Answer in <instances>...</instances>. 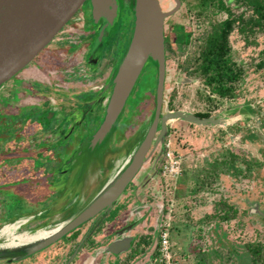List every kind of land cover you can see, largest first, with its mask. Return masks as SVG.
<instances>
[{
	"label": "rangeland",
	"instance_id": "rangeland-1",
	"mask_svg": "<svg viewBox=\"0 0 264 264\" xmlns=\"http://www.w3.org/2000/svg\"><path fill=\"white\" fill-rule=\"evenodd\" d=\"M122 1L116 0L118 6L116 17L107 34L102 37L100 46H97L93 52L94 57L100 60L99 68H96L95 63H86L92 69L88 75H82L87 71H83L85 67L81 63L74 68L70 67V64L76 62V58L67 62L72 54L67 55V58L64 54L62 58L58 56V60L50 61L52 63L50 67H43L44 75L41 77L43 83L52 84L55 81L54 76H58L53 72H46V69L54 70L63 65V68L72 71L63 73L62 76V79L70 81L71 89L64 92L65 90L51 89L48 86L35 87L40 89L39 92L27 83V79L31 80L32 77L24 70L0 84V160L4 159L0 172L4 174L3 177L7 176V172L9 174L12 170L14 172L10 182H6L7 178L0 176V192L2 193L0 225L4 221H11L16 215L24 214L33 218L30 223L32 226L38 224L53 227L59 222L64 223L71 219L116 175L118 164L112 161L111 156L115 153H118V156L129 154L142 139L153 110L155 71L153 72L149 67L143 66L127 96L118 120L115 121L114 130L111 134L108 133L112 136L111 141L104 138L94 145L89 144L91 118L94 121L92 125L95 126L103 114L102 111L96 114L95 107L88 110L82 109L85 101L92 98L95 92L85 85H80L81 82H89L95 68L98 72L93 80V86H104L127 46L132 27V15L128 7L120 9ZM158 1L163 10L173 6L172 0ZM194 2L195 0L180 1L178 9L163 21L168 37L164 42L166 69L163 85L164 104L167 105L168 110L181 109L189 112L209 110L211 114H217L221 118V123L204 126L181 120L169 121L164 141L168 138L171 148L181 157L180 175L172 181L160 177L158 170L155 175L157 177L152 179L150 174L151 177H148L150 180H141L144 170L149 171L151 167L150 161L152 160V163L158 161L154 155L158 153L159 148L155 147L150 157L142 164L144 169L141 168L136 173L105 214H100L99 219L100 215L96 216L95 220L98 219V221L94 224L92 234L96 239H100V242L94 244L91 251H85L83 248L77 252L71 264H102L104 262L105 264L120 262L123 264L126 260L132 259V253L129 251L117 254L107 251L106 238L101 237L103 234H106L107 238L113 235L115 237L116 228L128 219L137 217L139 218L134 221L135 229L136 232L141 233L151 230L158 223H160L159 226L168 223L167 232L173 264H253L250 257L254 255L249 253L246 245L255 243L264 245V216L253 213L252 204L257 202L258 208L264 209V185H261L264 181V113L261 114L264 111V79L261 78L260 72H254L252 65L248 64L251 58L256 56L261 45L243 46L242 40L236 38V35L230 38L234 58L246 63L245 77L233 99L216 101L217 105L212 107L213 103L209 104L201 92H196L197 88L201 89L197 78L184 80L188 78L184 77L180 80L183 73L179 71L177 63L181 61L186 46L178 40L171 39L178 25L189 26L192 33L198 28L196 24L202 20L196 18L193 8H190V4ZM83 8L84 6H80L62 28L95 25L88 11L83 12ZM222 17V13L213 16L218 19ZM67 29L69 28L59 31L57 36H63ZM92 37L93 34L80 35L76 37L75 44L71 47L83 50L91 44ZM258 41L262 43L264 40L259 37ZM57 42L58 40L49 42L36 59L29 61L23 68L28 67L27 70H29L32 65H35L34 63H38L39 59L47 54L51 58L52 54L60 52L62 48ZM66 84L67 82L62 83V85ZM51 87L53 88V85ZM109 93V87H107L97 94H101V97L106 99ZM44 96L45 104L41 105L40 110L30 105L24 106L31 102L38 103ZM244 103H248L247 107L251 110V114L245 115L235 109L243 107ZM51 104L56 106V111L45 123L41 120V115ZM71 107L81 111L79 118L82 119V125L78 128L74 127L68 137H63L60 135L62 130L69 129L76 123L77 114L73 116L74 109ZM64 113H67L65 120L63 116L60 118V115ZM83 115H85L84 118ZM56 125L60 127L56 128L59 131L56 134L59 142L57 137L53 139L60 146L53 149L49 147L46 150L44 148L51 144L50 128L54 130ZM39 146L42 149H36ZM229 150L236 153L231 167L232 172L219 173L218 177L222 188L230 194L229 201L236 207V215L225 221L203 219V215L207 214L216 196L210 190L198 187L197 176L201 173V169L211 167L210 161L214 157L223 156ZM16 154L19 155L12 156ZM243 154L246 156V161L255 157L261 160L262 164L260 168L247 174L249 177H244L242 180L241 176L237 177L235 174L243 170V163L240 162L243 160ZM66 166L69 168L74 166L72 177L66 176L64 169ZM59 167H62L61 171ZM22 170H25L26 175L22 174ZM51 170L58 171L53 172L52 179L39 177L43 172H51ZM33 172L35 174L32 176ZM231 177L237 178L246 188L240 187L239 190L233 188L228 179ZM250 179L256 180L250 182ZM83 188L86 190L81 193L80 190L82 191ZM75 192L81 193L79 197L75 198ZM132 197L136 198L137 203H142L144 208L148 205V210H143L142 217L139 216L138 211L127 214L128 202ZM246 200L250 202L247 204ZM133 206H135L134 202L131 203V207ZM161 208L163 212L157 222L156 209ZM29 231L32 230L29 229ZM38 231L47 233L44 229L35 232ZM16 233L21 232L17 230ZM109 233L111 235H108ZM41 236L43 235L38 237ZM63 236L58 239L56 245L65 242L66 237ZM1 238L0 236V247H3L5 244ZM263 245L261 246L262 255H264ZM134 248H136L135 244L129 249ZM59 249L56 251L57 254L61 251ZM30 253L27 252L23 257ZM121 255L123 257H120ZM155 256V258L158 257V249ZM23 257L20 258L21 261H7L0 257V264H20L21 262L26 264L27 260L23 261ZM48 260L46 264L56 262L49 258ZM254 264L264 263L258 260Z\"/></svg>",
	"mask_w": 264,
	"mask_h": 264
},
{
	"label": "water",
	"instance_id": "water-1",
	"mask_svg": "<svg viewBox=\"0 0 264 264\" xmlns=\"http://www.w3.org/2000/svg\"><path fill=\"white\" fill-rule=\"evenodd\" d=\"M172 1L173 6L165 10L161 8L158 0H123L120 6V9L123 7L130 9L132 15L131 33L120 61L115 65L105 83L104 89L109 87L110 93L106 99L101 96L98 99L103 107V115L89 137V144L94 145L104 138L111 140L110 134L115 128V121L118 120L125 100L141 69L149 61L155 66L153 110L145 133L137 147L127 154L128 158L116 169L114 178L106 183L73 218L53 232L34 238L26 244L3 245L0 247L1 258H5L7 261L17 260L27 252L39 250L56 241L96 214H105L125 186L142 168V164L149 157L156 144L159 143V147H162L169 121L181 120L204 126L221 123V118L217 114L199 117L192 112L181 109L168 110L167 105L164 104L163 85L166 69L163 21L164 18L174 13L180 5V0ZM85 2L90 7L89 17L94 24L98 25L88 52V57L91 58L116 17L118 9L116 0H0V84L23 68L48 44ZM184 80L190 79L184 78ZM101 99H103L102 102ZM108 133L110 134L108 135ZM129 157L131 158L130 161ZM152 166L153 163H151L149 170ZM255 180L252 181L251 179L250 182ZM261 185L264 184L261 182ZM245 202L248 204L250 201L246 200ZM252 204L254 206L253 213L264 216V209H259L257 202H252ZM129 227L127 226L126 229ZM122 229L117 230L116 236L105 245L107 251L117 254L129 247L130 236L117 237Z\"/></svg>",
	"mask_w": 264,
	"mask_h": 264
},
{
	"label": "trees",
	"instance_id": "trees-1",
	"mask_svg": "<svg viewBox=\"0 0 264 264\" xmlns=\"http://www.w3.org/2000/svg\"><path fill=\"white\" fill-rule=\"evenodd\" d=\"M190 8H193L196 18L202 20L196 24L198 28L196 27L197 29L192 33L189 26L178 25L171 36V39L178 40L186 46L181 61L177 63L179 71L183 73L180 80L184 77L197 78L201 89L197 88L196 92H201L209 104L213 103L212 107L217 105L216 101L233 99L246 73V63L234 58L230 40L233 35L242 40L243 46L261 45L256 56L251 58L248 64L252 65L254 72H260L261 78L264 79V41L262 43L258 41L259 37L264 40V0H195L190 4ZM218 13H222L223 17L213 18ZM163 33L165 42L168 37L164 23ZM146 66L155 71V66L151 62L148 61ZM202 90L206 93L204 94ZM247 106L248 103H244L243 107L235 109L249 114ZM192 113L199 117L211 115L209 110ZM235 155L236 153L229 150L223 156L214 157L210 161L211 167L200 170L201 173L197 176L198 187L208 189L216 196V200L207 214L203 215V219L225 221L236 215V207L229 201L230 194L222 188L218 177L219 173L232 172ZM242 156L243 160L240 162L243 163V170L235 175L241 176L243 180L244 177H249L247 174H250L252 170L260 168L262 163L255 157L246 161V156L244 154ZM228 179L233 188H246L237 178ZM262 245L263 243L246 245L249 253L254 255L250 257L253 264L258 260L264 263V255L261 253Z\"/></svg>",
	"mask_w": 264,
	"mask_h": 264
},
{
	"label": "flooded vegetation",
	"instance_id": "flooded-vegetation-1",
	"mask_svg": "<svg viewBox=\"0 0 264 264\" xmlns=\"http://www.w3.org/2000/svg\"><path fill=\"white\" fill-rule=\"evenodd\" d=\"M81 6H84L83 12H85V11L87 12L90 9V7L88 6L87 2L83 3ZM66 27H68L71 30L67 29L66 32L64 33V35L61 36V37L57 36L59 31L65 29ZM66 27L60 29L53 36V38L49 41V42H54V40L55 41L58 40L57 44H58V46H60V48H62V50H60V52H57L54 55L52 54L51 58L49 57V54H47L45 57H42L41 59H39L38 63L37 62L34 63L35 65L34 66L32 65V68H30L29 70H27L28 67L21 68V70H24V72H26L28 75H30L32 77L31 80L27 79V83H30L33 86V89H35V90H37L39 92H40V89L35 88V87L48 86L51 89L57 88V90H61V91L65 90L64 92H66L67 90L71 89L72 86H71V83L69 84L70 81H68L66 79H62V76H63V73H68V72L70 73L72 71L67 70V68H63V65H61V67H59V68L57 67L54 70L46 69V72H49V73L53 72L55 75H58V76H54V80L55 81H53L52 84L50 82L49 83H43V79H41V77H43V75H44V73H43L44 68L43 67H45V66L50 67L52 65V63L50 61L52 59H54L55 61L58 60V56H60L62 58V55L64 54L65 58H67L68 57L67 55L72 54L71 56H69V59H67V62H69L70 59L73 60V59L76 58V62L74 64H70V67L74 68L75 66L78 65V63H81V65L83 67H85V70H83V71H87L86 73H84L82 75H88L89 71L92 69V68L89 67L90 65H88L86 63L91 64L95 60L94 63L96 64V68H99V66H100V60H99V58L94 57V54L92 55L91 58L88 57V52H89L90 47L92 45V42H93V39H94V36H95V32H96V29H97L98 25L95 24V25L90 26V27H84L83 26V27H80V28H72L71 26H66ZM89 34H93V37H92L91 44L87 48H85V49L83 48V50H82V49H76V48H72L71 47L72 44H75L76 37H78L80 35H85L86 36V35H89ZM42 49L32 59L35 60L36 57L39 55V53L42 51ZM79 50H82V51H79ZM93 58H95V59H93ZM21 70H19V71H21ZM111 70H112V67H111ZM18 72H16V73H18ZM93 72H94L93 76H92V78L90 79L89 82H81L80 81L82 83L80 85H85L91 91L95 92V94L93 95L92 98H90L87 101H85L84 107H82V109L84 108L83 110H88V109H91L92 107H95V109H96L95 113L96 114H98V112H101V111H102L101 113L103 114L102 104L98 100L99 97L101 96V94H97V93H99L101 90H104L105 84H104V86L102 85L103 87L102 86H100V87L93 86V80H94V78H96V75H97L98 71H97V69L94 68ZM64 82H67V84L66 85H62V83H64ZM51 85H53V88L51 87ZM33 92H35V91H33ZM40 95H43V94H40ZM44 99H45V96L42 99H40V102H38V103L31 102L29 104H25L24 106L30 105V106H33L35 109L40 110L41 109V105L45 104ZM102 100L103 99H101V102H102ZM161 107H163V105H161ZM47 108H48L49 111L47 109H45L44 113L41 115V120L43 122H45V123L50 120V118H49L50 115L54 114V112L56 111V106H54L53 104H51ZM71 108H73V107H71ZM73 109H74L72 111L73 116L75 114H77V119H76L75 126L71 125L69 129L62 130L60 135H62L63 137H68L70 132L72 131V129L74 127L78 128V126L82 125V119L79 118L80 115H81V111L76 109V108H73ZM66 115H67V113H64L63 115H60V118L63 116V118L65 120L66 119L65 118ZM84 116L85 115H83V118H84ZM94 116L95 115H93V117ZM100 118H102V117H100ZM93 122L94 121H92V118H91V127H90L91 131L89 132L90 135L96 129V127H97V125H98V123L100 121H98V123L95 126L92 125ZM58 127L59 126L56 125L55 129L56 128L58 129ZM55 129L51 130V128H50L49 134L51 135V138L49 140L51 141V144L46 146L47 148H44L46 150L49 147H50V149H53L54 147L57 148V147L60 146V144L58 143L59 142V139H58L59 137L56 135V134H58L59 131L57 129L56 130ZM53 137H55V138L57 137V141L58 142L55 141L53 139ZM111 140H112V138H111ZM111 140H109V141H111ZM163 142H164V139H163ZM163 142H162V147L161 148L159 147V143H157L156 146H155V147L159 148L158 153H156L154 155V157L158 158V161H154L152 168L149 171H147L146 175L144 176V178H143L144 181L150 180L148 177H151V175H152V177H151L152 179L157 177L155 175L157 174V171L159 170V165H160V162H161V154H162V150H163ZM155 147H154V149H155ZM39 148L42 149L41 146L37 147L36 149H39ZM6 151H8V150H6ZM110 152H112V151H110ZM18 155L19 154L12 155V156H18ZM150 155H151V153H150ZM150 155H149V157H150ZM12 156H9V157H12ZM117 157H118V153H116L114 155V157L111 158V159H113L112 161L114 162V160ZM3 160L4 159L0 160V166L4 162ZM150 162L152 163V160ZM73 163H76V162L73 161ZM51 166L54 167L53 165H51ZM69 166H66L64 169H65V172H66V176H68V175L70 176L71 175L70 177H72L73 176L72 175L73 174V170H74L72 168L75 165L72 166L71 168H69ZM57 169H58V167H57ZM61 169H62V167H59L60 171H61ZM53 172H56V170H54V171L51 170V172H47V171L43 172L42 175L39 176V177H41L43 179H45V178H48V179L51 178L52 179V176L54 174ZM13 173L14 172L12 170V172L10 174L7 172V176L3 177L4 174H1V172H0V176H2L5 179L7 178L6 182H10V180H11L10 177H11V175H13ZM22 174L26 175L25 170H22ZM34 174H35V172H33L32 176ZM6 182H4L5 185H6ZM45 183H46V181L44 182V184ZM21 185H23V184H21ZM85 190H86V188H83L82 191L80 190V192L83 193ZM81 193L75 192V194H76L75 198L79 197V194H81ZM1 195H2V193L0 192V196ZM131 202H134L135 206L131 207L129 205V207H128L127 211H126L127 214H128V212L129 213H133V212H137L138 211L139 212V216L142 217L143 210H148V208H147L148 205H146V207L144 208L142 203L141 204L137 203L138 201L136 200V198L132 197ZM162 210H163L162 208L158 209V210L156 209V215H157V219H158V220L156 219L157 222H159V220H160V217H161L162 212H163ZM101 215H103V214H101ZM101 215L98 217V219L101 217ZM96 216H97V214L95 216H93L92 218H90L89 220H87V222H83V224L81 223L78 226H76L75 228H73L72 230H70L67 233H65L64 236H63V237H66L64 243H61L60 245H58V244L56 245V243L58 241V239H57L56 241L44 246L43 248H40L39 250H37L35 252H31L30 254L27 255L29 257H27V256L23 257V261L27 260L26 264H46V261L49 258L51 260H55L56 261L55 264H71V262L74 261V257L76 256L77 252H79L83 248H84L85 251L86 250L87 251H91L90 249L94 248V244H96L97 242H100V239H96L94 237V234H92V232L94 231L93 230L94 224L96 223V221H98V219L95 220ZM138 218L139 217H137L136 219H138ZM18 219H20V220L17 222L18 225L15 228V232L18 230L21 233H24V234L27 235L28 233L31 234L32 232H35L36 230L44 229V230L47 231L46 234H48V233L53 232L55 230L54 229L53 231H51L52 227H50V226H39L38 224H35L34 226H32L30 223L32 222L33 218L30 215H27V214L16 215L15 218L12 219L11 221H7V222L4 221L0 225V230L3 229L4 226L9 225L11 223L13 225L16 224L15 221L18 220ZM136 219H133V218L131 220L128 219L127 221H125V223L120 225L119 228H116V230H119V229L123 228L120 231L119 235L117 236L118 238L119 237H125V236H130L131 237L130 245L125 251L126 252L129 251V253H132L133 257L130 260L129 259L126 260L125 263L123 262V264H155V261H156V258H155L156 256L155 255H156V252H157V249H158V236H159V233H160V230H161V226H159L160 223H158L157 226H153L151 230H149V231H147L145 233H141V232H136V229H135L136 226H135V223H134V221ZM68 220H70V219H68ZM68 220H66V221H68ZM62 221H65V220H62ZM61 225H63V223ZM127 226H130L129 229H126ZM59 227H57V228H59ZM29 229L32 230V231H29ZM113 233H115V232H113ZM30 234H28V235H30ZM108 235H111V234L109 233ZM102 236H103V237H101L102 239L106 238L105 244H107L110 240H112L114 238L113 237L114 235L113 236H109L108 238L106 237V234H103ZM1 237L3 238V239L1 238V240H3V242L6 241V239L3 237V235H1ZM33 239L24 241V242H22L20 244H23V243L26 244V243L30 242L31 240H33ZM20 244H18V245H20ZM134 244L136 245V248H134L132 250L129 249ZM89 247H91V248H89ZM58 249L61 250V251H59V253L57 254L56 251ZM89 253H91V252H89ZM32 254H34V255L30 256ZM120 257H123V255H121ZM57 260H59V261H57ZM17 261H21V259L19 258V259H17ZM105 263L106 262H104L102 264H105ZM20 264H25V263L21 262ZM119 264H121V262Z\"/></svg>",
	"mask_w": 264,
	"mask_h": 264
},
{
	"label": "built area",
	"instance_id": "built-area-1",
	"mask_svg": "<svg viewBox=\"0 0 264 264\" xmlns=\"http://www.w3.org/2000/svg\"><path fill=\"white\" fill-rule=\"evenodd\" d=\"M181 173V157L171 148L170 140L163 142L159 176L169 180H175ZM167 224L161 226L158 236V257L155 264H173L171 261L170 243L168 239Z\"/></svg>",
	"mask_w": 264,
	"mask_h": 264
},
{
	"label": "bare ground",
	"instance_id": "bare-ground-1",
	"mask_svg": "<svg viewBox=\"0 0 264 264\" xmlns=\"http://www.w3.org/2000/svg\"><path fill=\"white\" fill-rule=\"evenodd\" d=\"M22 71V70H21ZM26 71V70H25ZM20 73V72H19ZM127 154H121L120 156H118L114 162L116 163L117 167H120L127 159ZM20 219L16 220L15 223L16 224H9V225H6L3 227V229L0 230V236L3 235V237L6 239V241H4V244L5 245H18L24 241H27V240H30V239H33V238H37L38 236L40 235H44L45 232H42V231H38V232H35L34 234H30V235H26L24 233H16L15 232V228L16 226L18 225V221ZM62 223H58L56 224L54 227H52V230L53 231L54 229H56L57 227H59ZM46 234V233H45Z\"/></svg>",
	"mask_w": 264,
	"mask_h": 264
},
{
	"label": "crops",
	"instance_id": "crops-1",
	"mask_svg": "<svg viewBox=\"0 0 264 264\" xmlns=\"http://www.w3.org/2000/svg\"><path fill=\"white\" fill-rule=\"evenodd\" d=\"M241 112L244 113L243 111H241ZM251 113H252V112H251V110L249 109V114H251ZM247 114H248V113H247ZM245 115H246V114H245ZM221 132H222V131H221ZM115 154H116V153H115ZM115 154H113V156H111V158L114 157ZM142 168L144 169V167H142ZM111 169H112V168H111ZM147 171H148L147 169L144 170V176L146 175ZM144 176H141L140 178L143 179ZM128 203H129L130 206H131V203H132L131 200H130ZM128 203H127V204H128ZM129 204H128V207H129Z\"/></svg>",
	"mask_w": 264,
	"mask_h": 264
},
{
	"label": "clouds",
	"instance_id": "clouds-1",
	"mask_svg": "<svg viewBox=\"0 0 264 264\" xmlns=\"http://www.w3.org/2000/svg\"><path fill=\"white\" fill-rule=\"evenodd\" d=\"M130 159H131V158L129 157V161H130Z\"/></svg>",
	"mask_w": 264,
	"mask_h": 264
}]
</instances>
